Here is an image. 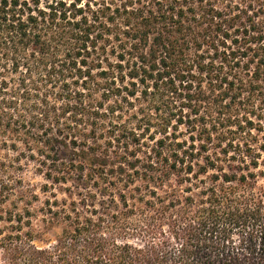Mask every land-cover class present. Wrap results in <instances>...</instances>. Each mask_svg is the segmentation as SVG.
Here are the masks:
<instances>
[{"label": "trees", "instance_id": "trees-1", "mask_svg": "<svg viewBox=\"0 0 264 264\" xmlns=\"http://www.w3.org/2000/svg\"><path fill=\"white\" fill-rule=\"evenodd\" d=\"M261 180L264 0H0L1 264H264Z\"/></svg>", "mask_w": 264, "mask_h": 264}, {"label": "rangeland", "instance_id": "rangeland-1", "mask_svg": "<svg viewBox=\"0 0 264 264\" xmlns=\"http://www.w3.org/2000/svg\"><path fill=\"white\" fill-rule=\"evenodd\" d=\"M24 180L26 183H29V184H37L38 182H41V178L39 177V175H34L30 171L25 173ZM259 186H264V180H261L259 182ZM0 264H1V261H0Z\"/></svg>", "mask_w": 264, "mask_h": 264}]
</instances>
